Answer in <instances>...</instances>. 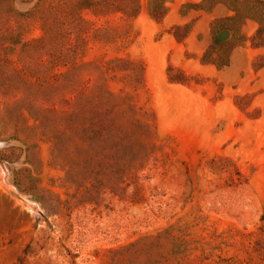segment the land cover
<instances>
[{
    "label": "rangeland",
    "instance_id": "374dc122",
    "mask_svg": "<svg viewBox=\"0 0 264 264\" xmlns=\"http://www.w3.org/2000/svg\"><path fill=\"white\" fill-rule=\"evenodd\" d=\"M203 1L0 0V264H264V0L222 68Z\"/></svg>",
    "mask_w": 264,
    "mask_h": 264
},
{
    "label": "trees",
    "instance_id": "16d2710c",
    "mask_svg": "<svg viewBox=\"0 0 264 264\" xmlns=\"http://www.w3.org/2000/svg\"><path fill=\"white\" fill-rule=\"evenodd\" d=\"M139 1L140 0H133L130 5L123 4L120 5L116 2H111L110 0H88L87 4L85 5L84 9H91L95 13H117L121 12L124 15L135 17L139 12ZM249 1V0H248ZM248 1L243 0H204L201 4H185L183 6L184 9L187 11L189 9H206L207 11H212L214 7L218 4H226L228 5L229 9L234 12V15L228 18H220L214 22L213 28V38L216 40L222 33L227 32L231 34V38L227 41H223L219 44L218 47L211 46L209 51L205 55V62L210 61L212 54L214 52L218 53L219 57L215 60L216 65L218 67H226L229 64L230 54L233 49L238 45L241 44L244 40L240 33L241 26L245 23L248 19H254L258 21L260 24L262 20L255 14L254 8L249 4L247 5ZM261 6L264 7V1L260 3ZM247 6V7H246ZM246 7V9H244ZM163 8V9H162ZM161 9L166 11L164 7V1L162 2ZM152 16L155 19L160 18V14L157 12H152ZM179 30L180 28H176ZM264 33V26L261 25L259 30L257 31V36H260ZM177 36V35H176ZM255 47H260V45H256ZM225 55V60H221L222 57Z\"/></svg>",
    "mask_w": 264,
    "mask_h": 264
}]
</instances>
